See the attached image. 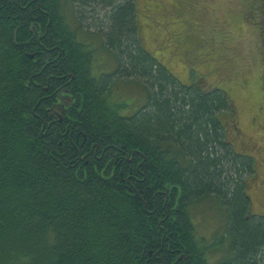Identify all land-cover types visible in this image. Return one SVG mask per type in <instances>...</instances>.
I'll list each match as a JSON object with an SVG mask.
<instances>
[{"label":"trees","instance_id":"trees-1","mask_svg":"<svg viewBox=\"0 0 264 264\" xmlns=\"http://www.w3.org/2000/svg\"><path fill=\"white\" fill-rule=\"evenodd\" d=\"M69 2L105 10L101 40L71 24ZM137 14V0H0V264H264L256 161L221 117L232 99L180 82ZM97 40L112 73L95 74ZM118 82L147 92L132 115L112 99ZM199 208L224 222L211 246Z\"/></svg>","mask_w":264,"mask_h":264},{"label":"rangeland","instance_id":"rangeland-1","mask_svg":"<svg viewBox=\"0 0 264 264\" xmlns=\"http://www.w3.org/2000/svg\"><path fill=\"white\" fill-rule=\"evenodd\" d=\"M137 3L140 36L145 48L180 82L197 81L204 90L224 89L232 99L230 121L227 114L221 117L234 149L250 153L248 155L256 161V173L247 181L251 212L264 214V38L261 37L263 27L260 29V23L264 24L261 21L264 8L261 2L137 0ZM73 11L76 16L79 14L77 18ZM65 12L73 26L82 22L84 38L102 39L96 35V32L104 34L106 31V28L101 29L106 23V12L101 6L69 2ZM97 42L96 54H100L103 67L96 69L95 74L112 73L118 62ZM113 93V101L124 105L123 115L134 114L147 102L146 90L136 82H118ZM199 209L194 214L199 217L196 234L200 239H207L211 246L224 222L220 217L221 222L214 219L212 209ZM226 245L228 242L222 249L217 247L208 252L207 256L212 261L223 255Z\"/></svg>","mask_w":264,"mask_h":264},{"label":"flooded vegetation","instance_id":"flooded-vegetation-1","mask_svg":"<svg viewBox=\"0 0 264 264\" xmlns=\"http://www.w3.org/2000/svg\"><path fill=\"white\" fill-rule=\"evenodd\" d=\"M261 217H264V214H260Z\"/></svg>","mask_w":264,"mask_h":264}]
</instances>
